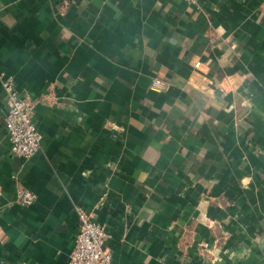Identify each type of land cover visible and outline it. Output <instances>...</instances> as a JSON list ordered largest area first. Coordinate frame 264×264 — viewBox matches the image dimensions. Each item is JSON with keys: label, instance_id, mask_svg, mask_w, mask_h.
<instances>
[{"label": "crops", "instance_id": "crops-1", "mask_svg": "<svg viewBox=\"0 0 264 264\" xmlns=\"http://www.w3.org/2000/svg\"><path fill=\"white\" fill-rule=\"evenodd\" d=\"M0 70L42 133L0 79V264H69L78 206L110 264H264V0H0Z\"/></svg>", "mask_w": 264, "mask_h": 264}, {"label": "built area", "instance_id": "built-area-1", "mask_svg": "<svg viewBox=\"0 0 264 264\" xmlns=\"http://www.w3.org/2000/svg\"><path fill=\"white\" fill-rule=\"evenodd\" d=\"M199 5V0H187ZM0 79L7 94L10 109L6 115V126L11 141L12 152L24 160L36 154L42 145V133L35 122V103L28 97L20 94L14 77L6 70H0ZM150 86L154 90H168L171 82L155 76ZM19 201L22 204H32L37 199V193L29 188L19 192ZM80 218V229L76 236L75 246L70 254L69 264H110L112 252L106 246L109 237L104 224L93 217V213L81 206L77 207ZM162 264L173 263L164 260Z\"/></svg>", "mask_w": 264, "mask_h": 264}]
</instances>
